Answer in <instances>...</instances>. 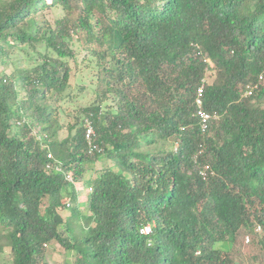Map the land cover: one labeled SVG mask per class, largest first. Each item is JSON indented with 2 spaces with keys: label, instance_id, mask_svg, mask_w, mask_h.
<instances>
[{
  "label": "trees",
  "instance_id": "16d2710c",
  "mask_svg": "<svg viewBox=\"0 0 264 264\" xmlns=\"http://www.w3.org/2000/svg\"><path fill=\"white\" fill-rule=\"evenodd\" d=\"M45 9L60 10L53 23L37 17ZM80 52L94 58L95 100L65 126L87 89L71 82ZM263 66L264 0H0V241L10 263L52 264L44 245L55 241L82 257L72 264H243L241 229L260 233L264 249V80L243 96ZM200 87L202 109L218 114L205 130ZM100 157L110 165L85 182L77 233L68 202Z\"/></svg>",
  "mask_w": 264,
  "mask_h": 264
},
{
  "label": "rangeland",
  "instance_id": "374dc122",
  "mask_svg": "<svg viewBox=\"0 0 264 264\" xmlns=\"http://www.w3.org/2000/svg\"><path fill=\"white\" fill-rule=\"evenodd\" d=\"M60 14L59 9H45L38 13L37 17L39 19L41 18H46L50 21V23H53L55 17ZM78 43L77 41L73 42V48L77 50L78 48ZM83 53L80 52V54L77 56V61L76 64L72 63V67L74 71L72 72V78L71 82L73 84V87L77 84H84L87 86V89L83 91L78 99L72 103L71 105L68 106L69 114L67 116H64L63 114L61 115V121L63 124L66 126L68 123H74L77 118V115L80 114V108L87 106L88 104H91L95 100V95L93 93V90L88 86L89 83V78L90 75L93 74V72L96 71V67H94V58H90V60L84 61L82 58ZM86 66H88L89 69H86ZM85 67V68H84ZM6 70L7 66L5 67ZM93 71V72H91ZM74 132V129L73 131ZM66 135V129L64 128L62 131L59 133V137L62 138ZM110 165V161L106 160L103 157H100L96 159L93 165H89V167L86 169L85 174L83 176V182L81 184H76L75 187V193H76V199L67 201L70 203L69 206H73L74 208L78 210L79 216L76 215L70 219L69 226L74 227V231L77 233L80 232L78 226L83 227V223L81 220L80 215H88V207H87V186H85V182L87 180H91L95 175L97 170L101 169L102 167H106L107 165ZM70 207H67L66 210L64 211H59V214L61 218L63 219L66 218V216L69 215V209ZM76 212H74V215ZM62 220V219H60ZM65 224L64 222L60 224V229L64 231ZM246 234H249L250 236L248 237L249 241L246 242ZM260 233H255L252 234L247 232L245 229H241L238 234L237 238L235 241V248L239 250L240 252V257L242 258L243 264H264L262 258L264 256V249L262 248L261 244H256V240L258 239ZM4 241H0L1 249H0V264H11L10 263V252L9 248L3 243ZM44 253H45V258L46 261L52 264H72L76 259H77V253L75 251L71 250H66L62 248L58 243L55 241H52L46 245H44ZM237 254V253H236ZM246 256H255L256 258L252 259H247L245 258ZM238 257V255H237ZM239 257V258H240ZM81 258H78L77 261L81 260ZM247 259V260H245ZM238 260V259H237ZM240 260V259H239ZM245 260V261H244Z\"/></svg>",
  "mask_w": 264,
  "mask_h": 264
},
{
  "label": "built area",
  "instance_id": "2783aa9c",
  "mask_svg": "<svg viewBox=\"0 0 264 264\" xmlns=\"http://www.w3.org/2000/svg\"><path fill=\"white\" fill-rule=\"evenodd\" d=\"M264 80V66L260 72V74L258 75V80L256 82H253V83H248L246 85V89L244 90L243 92V96H249L250 94H252V91L254 88L257 87L258 83H261L262 81ZM201 96H202V87H200L198 89V92H197V95H196V99H195V103H196V111H195V114L198 118V121L200 122V126L202 128V130H205L206 127H207V124L214 120V119H218V114L216 112L214 113H210L204 109H202V99H201ZM85 128H86V131H85V138L87 139V141L91 144V135L93 134V129H92V126L90 124V121L88 119L85 120ZM93 146H91L92 148ZM48 157H51L50 154H48ZM53 167L47 163L46 164V169L48 170H51ZM207 168V166H204L203 167V171H201V174H204L205 172V169ZM55 171H59L60 169L58 167H56V169H54ZM66 180L68 181H71V173L67 172L64 174ZM260 228L259 226H256V231H259ZM141 232L143 234H150L151 233V226L150 225H145L144 227L141 228ZM245 241L248 242L249 239H248V236H246L245 238ZM263 262H264V256L262 258Z\"/></svg>",
  "mask_w": 264,
  "mask_h": 264
},
{
  "label": "water",
  "instance_id": "95a60500",
  "mask_svg": "<svg viewBox=\"0 0 264 264\" xmlns=\"http://www.w3.org/2000/svg\"><path fill=\"white\" fill-rule=\"evenodd\" d=\"M54 220H55V221H60V217H59L58 215H56V216L54 217Z\"/></svg>",
  "mask_w": 264,
  "mask_h": 264
},
{
  "label": "clouds",
  "instance_id": "9594fccd",
  "mask_svg": "<svg viewBox=\"0 0 264 264\" xmlns=\"http://www.w3.org/2000/svg\"><path fill=\"white\" fill-rule=\"evenodd\" d=\"M149 225V224H148ZM144 227V226H143ZM256 228V227H255ZM141 230V229H140ZM145 235H147V234H145ZM247 236V235H246Z\"/></svg>",
  "mask_w": 264,
  "mask_h": 264
}]
</instances>
